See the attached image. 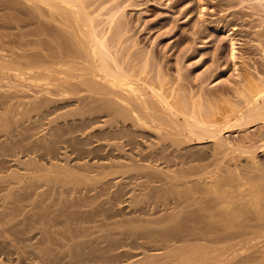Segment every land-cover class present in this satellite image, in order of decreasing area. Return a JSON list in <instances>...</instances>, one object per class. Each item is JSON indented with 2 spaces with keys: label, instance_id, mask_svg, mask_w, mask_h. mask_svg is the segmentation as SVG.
<instances>
[{
  "label": "bare ground",
  "instance_id": "1",
  "mask_svg": "<svg viewBox=\"0 0 264 264\" xmlns=\"http://www.w3.org/2000/svg\"><path fill=\"white\" fill-rule=\"evenodd\" d=\"M34 1L48 45L0 59V264H264V79L180 96L128 59L116 14L99 32L87 0ZM247 126L259 140L224 139Z\"/></svg>",
  "mask_w": 264,
  "mask_h": 264
},
{
  "label": "rangeland",
  "instance_id": "2",
  "mask_svg": "<svg viewBox=\"0 0 264 264\" xmlns=\"http://www.w3.org/2000/svg\"><path fill=\"white\" fill-rule=\"evenodd\" d=\"M26 1L28 0H0L1 60L16 58L21 61L22 58L18 57L24 56L23 53L26 52L28 55V52L32 50V54L36 49L38 52L43 49L42 47L45 48L48 45L49 26H52L45 23L46 19H49L48 8L44 9L42 7L44 4H37L38 1L29 0L31 5L33 1L36 2V7L32 5L33 8L35 7L33 9ZM87 1L88 5L91 3L90 10H93L90 11L91 14H97L96 17H93L92 14V17L94 25L100 29L99 32L108 28L109 18L116 14L114 25L116 30L113 29V31L115 33L122 32V44L124 43L123 48L128 54V59L137 60L140 62V66L148 63L149 76H154L155 80L157 75H161V79L167 81V84L165 82L166 87L171 86V89L183 94H179L180 96L185 94L186 98L202 102L212 99L224 102L228 98V100L236 102L238 92L244 90L245 84H247L246 79L249 76L253 80L254 78L264 79V0ZM38 5L39 9L42 7L41 11L37 8ZM32 9L35 10V13ZM43 9L47 11H43L45 12L43 13ZM39 12H42L44 17L40 16L42 13ZM36 13L37 15L33 16ZM36 16L38 17L35 18ZM39 17L46 21L44 20V23L36 21V19L40 20ZM29 24L31 25L29 26ZM98 28L96 29L98 30ZM28 29L30 30L28 33L33 37L26 34L29 36L27 38L24 34V38L21 32L27 33ZM38 29L42 30L43 34ZM31 30L35 32L31 33ZM46 32L48 35L45 40L46 34L43 35ZM34 33H37L38 37ZM113 33L111 36L115 34ZM42 36L44 40H41ZM22 37L25 43L20 41ZM33 38H39V40L35 39L37 42L32 41L33 45H30V40ZM22 43L24 44L22 45ZM23 48L27 50L22 51ZM243 128L237 127V129L224 133L226 142L234 147H239L260 139V127L247 126ZM2 140L0 139V144ZM202 144L203 146L209 145V142L204 141L199 146ZM195 149H193L194 155L202 153L201 149ZM260 154L263 155L260 156L263 160L264 153ZM36 159L37 167L35 164H32L33 166L27 164L22 168H34L33 170H35L38 168V164L50 168V164L45 159L42 161L40 158ZM5 168L7 167L5 166ZM14 169L17 168L14 167ZM2 173L7 174L6 170Z\"/></svg>",
  "mask_w": 264,
  "mask_h": 264
}]
</instances>
